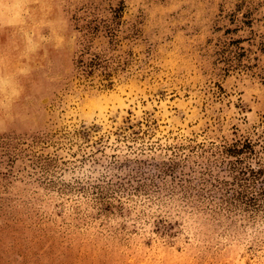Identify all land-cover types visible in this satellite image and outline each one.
<instances>
[{
    "label": "rangeland",
    "instance_id": "374dc122",
    "mask_svg": "<svg viewBox=\"0 0 264 264\" xmlns=\"http://www.w3.org/2000/svg\"><path fill=\"white\" fill-rule=\"evenodd\" d=\"M0 264H264V0H0Z\"/></svg>",
    "mask_w": 264,
    "mask_h": 264
}]
</instances>
